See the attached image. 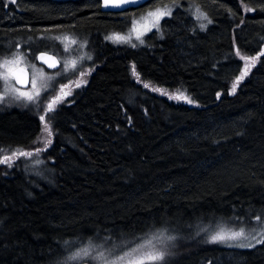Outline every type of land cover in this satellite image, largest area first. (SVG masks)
<instances>
[{"label":"trees","instance_id":"trees-1","mask_svg":"<svg viewBox=\"0 0 264 264\" xmlns=\"http://www.w3.org/2000/svg\"><path fill=\"white\" fill-rule=\"evenodd\" d=\"M162 6L176 9L142 45L109 41L132 15ZM261 6L148 0L139 10L105 13L96 0H0V59L19 54L39 66L38 54L58 56L57 37L71 34L89 41L93 70L73 99L45 112L54 127L47 147L38 139L40 116L0 103V159L10 157L0 163V264H61L65 242L68 251L89 238L124 250V242L161 231L177 237L168 264H264V244H202L224 226L256 228L252 235L264 238L257 236L264 227ZM197 7L211 24L197 18ZM237 50L259 59L233 91L245 65ZM145 83L194 103H175ZM37 148L45 149L34 158L39 164L13 160L17 149Z\"/></svg>","mask_w":264,"mask_h":264},{"label":"snow or ice","instance_id":"snow-or-ice-1","mask_svg":"<svg viewBox=\"0 0 264 264\" xmlns=\"http://www.w3.org/2000/svg\"><path fill=\"white\" fill-rule=\"evenodd\" d=\"M11 4H16L17 0H9ZM141 0H96V7H102L104 9H120L129 4H139ZM261 11H264V0H261ZM255 8L245 7V11L251 12L255 11ZM196 12L198 14L197 18L199 19L201 16L203 19L207 21L208 24H211L213 21L208 18L207 14L201 12L200 7H197ZM148 15L153 17L156 22H158L163 16L171 15L170 11L157 10L155 12H149ZM201 29L205 28L204 24L200 25ZM137 31V39L140 40L142 35V30ZM120 38V37H118ZM143 43V40H140ZM132 47H136L135 44ZM237 55L240 56L241 60L245 61L244 70L241 72L240 76L237 77L236 82L233 84V91L236 86L243 80L249 73L251 67H254L259 56H264V52H260L259 56H243L240 54L239 50H237ZM41 59H45V57H41ZM47 60H51L49 63V67L55 66V61L51 58H47ZM46 60V62H47ZM23 57L19 54H13L11 58L4 57L0 59V81L4 82V90L0 92V102H3L6 96L11 95L14 100H19L21 98L27 100L28 102H33L35 97L39 96V92L29 93L20 91L18 88L14 87L10 84V81H15L17 84L25 83V70L22 66ZM133 72L135 74V65H133ZM79 86V85H77ZM150 85L148 83L144 84V87L147 88ZM36 87V82L33 80V88ZM154 91L157 89H153ZM70 93H64L62 90V96L69 95ZM219 95V94H218ZM61 96L56 97L52 103L47 105V110L49 112L53 111V105L61 100ZM177 99L183 98L187 100L188 103H192L190 99L183 94H178ZM41 122L45 121V115H41L39 117ZM44 129L48 133V136H51L52 130L49 123L44 124ZM39 139V138H38ZM51 144V140L47 139L45 141V145ZM45 149H36V154L41 153ZM13 156L31 158L33 156L32 152L23 151L22 149H17ZM10 159V157L5 156L3 159H0V163L6 162ZM256 221H260V215L255 217ZM207 232V229H204ZM256 228H252L251 232L247 230V227L244 225L239 226L238 228H230V229H221L219 231L212 232L207 235L206 242L210 244H219L226 247H235V248H253L255 244L252 243V240H256V243L264 244V238L257 239L255 235L252 233L256 232ZM259 233L261 237H264V227L259 229ZM139 240L138 244L135 242H124L123 247L127 249L125 255H129L130 258L127 261V264H168L169 258H174L175 253L171 252L167 244L161 243V245H157L156 241H164L167 239L168 241H175L177 239L176 236H167L165 237L163 233L153 234L148 240H145L143 237L137 238ZM72 242H65V251L67 255L64 257V260L61 264H87V261L92 260L95 261V264H123L125 259V255L121 254H113L111 249H107L103 244H96L91 238H89V242L87 245H81L77 247L74 251H68V245ZM130 244H134L133 247H129ZM93 251H95V255H93ZM107 253V254H106Z\"/></svg>","mask_w":264,"mask_h":264},{"label":"rangeland","instance_id":"rangeland-1","mask_svg":"<svg viewBox=\"0 0 264 264\" xmlns=\"http://www.w3.org/2000/svg\"><path fill=\"white\" fill-rule=\"evenodd\" d=\"M6 1L8 4H11L9 0H6ZM158 9L164 10V11H170L172 15L176 7L175 6H162V7H157L155 9H152V10L146 9L141 13L132 15L128 20L129 25L126 28V30L119 32V33H112L111 36L108 38L109 41L113 42L114 44H118L119 46L123 44H130V45L135 44L139 46L142 45L143 43H141L140 40H143L144 42L148 35L160 29V25L165 19L171 17V15H165L158 22H156L153 17H150L148 15V13L155 12ZM136 30H142V35L140 37V40L137 39ZM57 38H58V41L56 43L54 42L53 43L57 46V55L62 62V67L58 71L59 74L55 75L54 74L55 72H49V71H48L49 73H47L46 72L47 70L43 68L42 66L40 67V65L33 66V67L29 66L27 64L28 58L23 57L22 66H25L28 69H30L32 73L33 78H32L31 87L27 90H23V89H19L15 85L14 81H10L9 83L23 92H29V93L39 92V96L35 97V100L33 102H28L27 100L23 98L19 100H14L12 96L9 95V96H6L3 102H0V103H3L7 107H12V108L16 107V108H21L25 111H29L34 117L45 115V121L43 122V132L39 138V143L41 147L43 145L46 146L45 141L47 139H50L52 142L54 138V127H53L52 120L50 118L51 114H48V115L45 114V112L47 111V105L49 103H52L53 100L58 96H61L62 98L61 100H59L53 105V109L59 105H62L67 100L69 101L70 99H73L76 96V92L82 91L88 85L89 78L91 77V74L93 71L88 66L90 65L92 61V55H91V52L89 51L90 50L89 41L81 39L71 34L59 35V37ZM9 56L10 55H8L7 57L9 58ZM58 78H63L65 81L64 82L62 81V83L58 85L57 83H55L56 79ZM33 80H35L36 82L35 88H33ZM147 88L154 94H158L160 96L166 97L167 99L175 103H186L189 105H192V103H194V102L188 103L187 100L183 98L177 99L176 97L178 94H183V96H186L188 99H190L184 92L179 91V90L168 91L166 89L158 88L152 85H150ZM0 89H1V92H3L4 90L3 81H0ZM153 89H157V90L154 91ZM62 90L64 93H70V94L66 96H62ZM52 112L53 111L49 113H52ZM45 123H49L51 127V130H52L51 136H48V133L44 129ZM35 142H37V140ZM23 151H26V150H23ZM27 151L33 153V156L31 158H27V159H30L31 161L30 165L35 166L36 164H39V162L34 159V158L38 159L36 155H39V154H36V151L33 152V150L31 149H28ZM15 158L16 157H13V160H16ZM20 158L21 157H19L18 159ZM221 229L227 230L230 228H226V226H224L223 228H219L216 231H219ZM159 233H163V235L167 237V234L165 231H161ZM257 236L260 237L259 232L257 233ZM188 240H191V239H188ZM173 242L174 241H168L167 239H165L163 242L160 240H157L156 244L161 245V243H164V244H167L168 248H170L171 246L169 244ZM253 242L254 241L252 240V243ZM87 244L88 242L86 243V245ZM202 244L204 245V244H210V243L206 242V237H205L204 242ZM254 244H256V242ZM113 247L114 246L105 247V248L111 249L113 254L125 255V253L127 252V249L121 250L117 246H115V248ZM93 255H95V251H93ZM129 258H130L129 255H125L123 264H127V261ZM90 261L91 260L87 261V263L91 264Z\"/></svg>","mask_w":264,"mask_h":264},{"label":"water","instance_id":"water-1","mask_svg":"<svg viewBox=\"0 0 264 264\" xmlns=\"http://www.w3.org/2000/svg\"><path fill=\"white\" fill-rule=\"evenodd\" d=\"M145 1L141 0V2L139 4H129L126 5L123 8L120 9H104L101 7L102 12L105 13H124L128 10H139L140 8H143L145 6ZM45 57V59H41V57ZM47 58H51L52 60L55 61V66L54 67H49V63L51 62V60H47ZM47 60V62H46ZM37 63L38 65L42 66L43 68H45L47 71L49 72H57L61 69L62 67V62L60 60V58L52 53H48V52H41L38 54L37 56ZM26 76H25V83L23 84H17L15 81V85L19 88V89H23V90H27L31 87L32 84V73L30 71V69H28L27 67L23 66Z\"/></svg>","mask_w":264,"mask_h":264},{"label":"bare ground","instance_id":"bare-ground-1","mask_svg":"<svg viewBox=\"0 0 264 264\" xmlns=\"http://www.w3.org/2000/svg\"><path fill=\"white\" fill-rule=\"evenodd\" d=\"M190 1H192V0H190ZM196 3V2H195ZM121 21V20H120ZM127 21V20H126ZM125 22V21H124ZM123 23V22H122ZM121 23V24H122ZM126 25H127V23H126ZM124 29V28H123ZM126 29V28H125ZM64 32V31H63ZM4 42V41H3ZM48 43V42H47ZM49 44V43H48ZM1 45V44H0ZM17 45V44H16ZM31 45H33V44H31ZM31 47V46H30ZM25 49V48H24ZM7 50V49H6ZM31 50V49H30ZM4 51V50H3ZM9 51V50H8ZM1 53V52H0ZM3 58V57H2ZM1 145V144H0ZM8 146V145H7ZM47 168V167H46ZM47 170V169H46ZM50 173V172H49ZM33 175H35V174H33ZM33 177V176H32ZM31 177V178H32ZM29 178H30V176H29ZM38 180V179H37ZM41 180V179H40ZM33 182H34V180H32ZM35 185H37L36 183H35ZM37 189V188H36Z\"/></svg>","mask_w":264,"mask_h":264},{"label":"flooded vegetation","instance_id":"flooded-vegetation-1","mask_svg":"<svg viewBox=\"0 0 264 264\" xmlns=\"http://www.w3.org/2000/svg\"><path fill=\"white\" fill-rule=\"evenodd\" d=\"M144 1H145V3H147L148 0H144Z\"/></svg>","mask_w":264,"mask_h":264}]
</instances>
